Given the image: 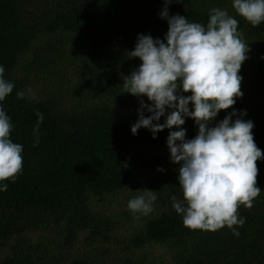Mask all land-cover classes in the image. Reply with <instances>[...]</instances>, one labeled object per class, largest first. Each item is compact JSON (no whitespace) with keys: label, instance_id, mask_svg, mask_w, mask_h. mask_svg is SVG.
<instances>
[{"label":"trees","instance_id":"16d2710c","mask_svg":"<svg viewBox=\"0 0 264 264\" xmlns=\"http://www.w3.org/2000/svg\"><path fill=\"white\" fill-rule=\"evenodd\" d=\"M232 3L172 0L167 10L169 17L178 14L205 26L212 8L238 20L250 49L238 73L243 95L209 126L235 111L233 121L253 122L254 141L264 152V22L253 27ZM164 8V0H0V66L15 85L0 107L11 119V139L23 145L22 174L14 183L0 182L7 184L0 191V264H56L57 258L58 264H105L96 253L123 264H264V159L257 161L260 195L252 209H238L245 220L236 228L238 236L226 226L215 232L190 230L172 207L171 197L183 196L179 165L170 161L166 144L170 130L155 139L148 129L131 133L139 101L149 102L123 93L124 76L141 63L128 53L138 35L164 40ZM44 78L46 86L38 87ZM178 94L190 95L179 89ZM37 112L43 122L34 146ZM241 112L246 115L240 117ZM182 127L186 139L197 135L192 119L185 118ZM142 151L150 169L145 183L156 191L159 211L131 228L129 236L118 235L92 201L123 191L131 183L128 158ZM51 230L59 244L55 253L47 249L55 240L31 237ZM83 234L91 252L69 254ZM157 247L162 251L155 253Z\"/></svg>","mask_w":264,"mask_h":264},{"label":"clouds","instance_id":"9594fccd","mask_svg":"<svg viewBox=\"0 0 264 264\" xmlns=\"http://www.w3.org/2000/svg\"><path fill=\"white\" fill-rule=\"evenodd\" d=\"M164 2L160 14L168 23L164 40L138 35L134 49L128 53L141 63L124 76L123 93L146 97L149 102L139 101L138 119L131 133L135 135L144 128L155 139L157 133L170 130L166 144L170 161L179 165L178 185L183 196L178 200L173 195L172 207L182 215L186 228L215 232L226 226L238 236L236 228L245 223L238 209L241 205L252 209L261 192L257 187V161L264 159V152L254 141L253 122L242 118L233 121L235 111L215 126L209 125L219 112L232 108L242 97L243 78L238 73L250 49L238 30V20L227 10L210 9L205 26L178 14L169 17L167 5L172 0ZM232 8L253 27L264 22V0H233ZM14 86L4 78V68L0 66V102ZM178 89L190 95L178 94ZM16 95L24 97L23 92ZM145 111L151 115L145 117ZM36 115L34 146L39 143V126L43 122V114ZM244 115L245 112L239 114ZM165 116L164 123H159ZM185 118L192 119L198 128L193 139L185 138ZM173 128L177 130L171 131ZM12 131L11 119L0 107V182L14 183L22 174L23 145L13 142ZM6 190L7 184H0V191ZM137 191L141 194L128 201V209L133 214H150L156 191Z\"/></svg>","mask_w":264,"mask_h":264},{"label":"rangeland","instance_id":"374dc122","mask_svg":"<svg viewBox=\"0 0 264 264\" xmlns=\"http://www.w3.org/2000/svg\"><path fill=\"white\" fill-rule=\"evenodd\" d=\"M46 80L47 78H44V80L39 83L38 87L41 86V88H44V86H46ZM31 88L35 94L39 93V89H37V84L35 81H32ZM137 154H140V157H137ZM137 154L131 155L128 158L129 160L127 167L130 172L131 183L123 191L114 195L107 196L102 202H98L95 200L92 201L93 210L95 212L100 213L103 220L106 219L113 223V229H117L116 233H118V235L125 234V236H129L128 233H131V228L141 226L144 219L153 217V215L157 214L159 211V204L157 200L154 202V210L148 215H142L140 213L133 214L127 207L128 201L130 199L141 194L137 190H150L147 184L145 183V175H148L150 171V169H148V165L145 164V159L147 155L145 156V153H143V151ZM142 155H144V157ZM134 228L132 230H135ZM39 236H43V238L52 241L55 240V244L51 243V245L48 246L47 249H49L52 253H55L58 250L59 244L56 238V233L53 230L48 231L46 233H31V237L33 240L37 239V237ZM84 237H86V234H83V237L80 236L75 242V247L67 252L71 255L90 253L91 248ZM5 250H8V248H6ZM155 250V253H159L162 251L161 248L158 247ZM50 251H48L47 253H51ZM141 252L142 251H137V253L140 254ZM96 255L99 257V260L101 259L100 261L104 262L105 264H123L121 262H115L116 260L114 261V259L112 260V258H100L101 255L97 253ZM49 256V254L45 255L46 263H48V260L50 259ZM59 262L60 260L57 258L56 264H58Z\"/></svg>","mask_w":264,"mask_h":264}]
</instances>
